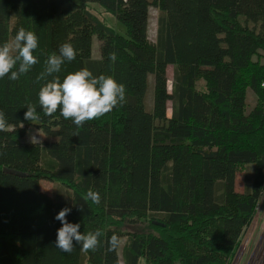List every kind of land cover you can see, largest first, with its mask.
<instances>
[{
	"label": "trees",
	"instance_id": "trees-1",
	"mask_svg": "<svg viewBox=\"0 0 264 264\" xmlns=\"http://www.w3.org/2000/svg\"><path fill=\"white\" fill-rule=\"evenodd\" d=\"M92 3L125 32L101 20ZM21 27L38 36L39 63L16 81L0 79V110L10 125L0 132V264H231L264 193V0H0V45ZM65 42L77 55L62 66L61 80L87 68L126 88L122 106L79 128L38 105L45 81L37 77ZM29 103L39 120L24 119ZM34 123L52 139L24 141ZM243 167L252 173L240 192ZM43 179L66 188L55 198L41 189ZM89 190L99 192L98 205L85 200ZM65 207L82 233H103L95 251L75 241L71 253L56 248L62 224L55 216ZM140 222L141 231L124 229ZM113 234L127 237L122 255L120 243L108 244Z\"/></svg>",
	"mask_w": 264,
	"mask_h": 264
},
{
	"label": "clouds",
	"instance_id": "clouds-1",
	"mask_svg": "<svg viewBox=\"0 0 264 264\" xmlns=\"http://www.w3.org/2000/svg\"><path fill=\"white\" fill-rule=\"evenodd\" d=\"M38 46L39 39L33 31L19 28L10 41L0 45V79L8 77L16 81L27 74L39 63L34 55ZM76 55V49L70 42L61 44L58 53H52L45 60L44 70L37 77V83L45 81L38 92V105L43 114L51 117L59 112L65 120L70 119L79 128L88 121L105 116L118 105L122 106L126 102V88L112 76H94L87 68L68 73L61 80L57 74L64 63L75 60ZM109 60L116 62L117 54L110 53ZM49 77L51 79H48ZM26 108L25 120L37 121L41 118L37 105L29 103ZM9 128L6 114L0 110V132L8 131ZM29 139L31 143L37 141L34 135H30ZM85 200H91L98 205L101 196L98 191L89 190ZM80 210L82 211V208ZM70 212L71 208L65 207L55 216L62 224L57 229L56 248L64 253H71L75 241L83 251H95L101 243L100 237L103 233L99 229L82 233L79 223H70L66 219ZM119 243L120 238L116 234L109 238L111 249L117 248Z\"/></svg>",
	"mask_w": 264,
	"mask_h": 264
},
{
	"label": "rangeland",
	"instance_id": "rangeland-1",
	"mask_svg": "<svg viewBox=\"0 0 264 264\" xmlns=\"http://www.w3.org/2000/svg\"><path fill=\"white\" fill-rule=\"evenodd\" d=\"M91 10L107 25L113 27L118 32L124 33L125 27L124 25L118 21L116 16L112 13L104 10L97 3H92ZM157 16L158 10L156 7H150L149 10V29L148 35L151 40H155L156 38V26H157ZM12 39V38H11ZM10 39V40H11ZM100 42L97 36L93 37L92 44V55L94 58L100 57ZM168 73V89L171 91L172 82L174 77V66L170 64L167 69ZM198 87L204 89V82L199 81ZM153 91H154V76L150 75L148 79V89L146 92V108L151 111L152 110V102H153ZM247 101L248 108H250L251 104L254 102V94L251 90L247 91ZM168 115L171 116L172 113V101L168 102ZM30 135H34L37 139L36 142H42L46 139H52V137L48 136L44 133L35 123L27 127L26 135L24 136V141H30ZM39 149L36 148L34 150V159L38 158ZM250 168L243 167L237 174L236 186L240 192H245L247 189V185L250 183L249 178L251 177ZM41 189L53 197H59L61 190H64L66 187L62 186V184L58 181H51L47 179H43L40 182ZM61 187V189H60ZM64 187V189H62ZM209 192V189H208ZM146 223L140 222L136 224H125L124 229L134 232L141 231ZM127 241V237L124 236L120 240L119 251L120 255H122V250ZM87 264V263H85ZM123 264V263H122ZM144 264V263H143ZM231 264H264V193L262 198L258 202L256 207L254 216L244 231L242 238L240 240V244L238 246L236 255Z\"/></svg>",
	"mask_w": 264,
	"mask_h": 264
}]
</instances>
